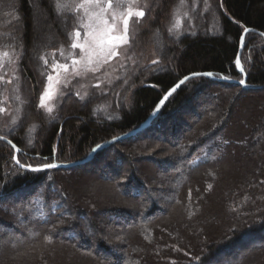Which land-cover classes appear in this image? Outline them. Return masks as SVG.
<instances>
[{"label": "trees", "instance_id": "16d2710c", "mask_svg": "<svg viewBox=\"0 0 264 264\" xmlns=\"http://www.w3.org/2000/svg\"><path fill=\"white\" fill-rule=\"evenodd\" d=\"M78 1L59 0L70 7L58 12V0H0V50L17 57L25 100L17 121H0V136L20 149V164L84 160L140 128L189 74L243 79L236 61L250 29L246 86L190 79L149 126L73 167L18 174L16 148L0 140V264H264L252 253L264 250V0H188L211 6L214 22L178 36L169 28L181 0H149L140 37L158 51L132 84L93 103L74 96L49 118L44 61L73 40ZM236 151L239 175L223 168ZM82 179L112 188L82 195Z\"/></svg>", "mask_w": 264, "mask_h": 264}, {"label": "rangeland", "instance_id": "374dc122", "mask_svg": "<svg viewBox=\"0 0 264 264\" xmlns=\"http://www.w3.org/2000/svg\"><path fill=\"white\" fill-rule=\"evenodd\" d=\"M78 2L80 4L82 0H79ZM136 3L139 8H142L145 11V13L148 11L147 8L149 6V0H136ZM210 13H211V6H200L197 3L192 5V3H190L188 0H184V3L182 5L180 2L176 7L173 13L174 16L170 28L175 23L176 17H178L181 20L180 27L172 29L174 34L177 36L183 32H186L187 30L192 31V29L198 26L205 25V21L208 23L209 26H211L214 21L212 19H209L211 18L210 16H212V14L209 15ZM78 16L80 19V26L79 28H77V30L81 31L80 39L82 41L85 31V29L83 28V24L87 22V16L85 14V11L80 8L78 11ZM144 20L145 17L139 23H137L135 18H133L129 26V43L127 45H122L121 48L118 49L120 55L114 57L111 61H108L103 65L92 66V67H99V71L96 72L85 71L81 67L80 70L84 73L83 75L77 77L72 73L73 66L71 64V60L73 58L79 59V53H80L79 49H73L71 47L75 38H73V40H69L67 46H65L64 48L60 47L59 50L52 51L49 57L45 58V60L47 61V64H45L46 74H44L45 78H44V82L42 83L41 86L42 89L40 93L44 91L46 84L49 83L47 81V75H53L54 77V80L52 81L53 96L51 99L45 100V104L47 106H52L53 110L51 113H49L47 111V108L43 107L49 118L52 116H55L57 118H59V116L61 117L60 115L61 113H59L60 107L62 106V104H64V102L71 100L70 98H73L74 96L75 98H77V96L80 97L78 102L79 104H82L83 102L93 103V101L96 99V96H105V94L106 95L112 94V91L122 80L125 81V79H127L126 86L128 85L130 86L132 84V81L134 80L133 74L137 75L138 73L137 70L141 69V67L143 66L142 64L146 62L148 55L152 51L153 52L158 51V49H156L157 45L155 44V42L154 44H152V40L150 43L148 42V44L142 42V39L140 37L141 34L140 26L145 22ZM156 39L157 38L155 37L154 40ZM5 52L8 53L7 57L3 56V53ZM65 63L69 65L68 73H65L63 69H58L56 71H53V65L65 64ZM242 67H243V63H242ZM244 73L246 75L245 71ZM21 79L22 78H20L19 61L17 60V57L14 54L9 53L8 51L0 50V118H1L0 121L3 119L5 121H12V122L18 120L22 108L24 106L23 101H25L23 99V94H21V90H22ZM238 81L240 80L238 79ZM126 105L129 104L126 102ZM105 106L107 105L104 104L103 107ZM233 114H234V118L236 120L240 119L239 121L243 124L245 123L244 120L248 118V113L245 110H243L242 107L240 108L236 107ZM234 124L236 125V122H234ZM245 127L247 128L246 124ZM259 142H261V140ZM248 152H250V149L247 148L244 149L242 154L245 155ZM15 160L18 159H16L15 157ZM239 161L240 160L238 158V151H236L235 154L225 158V162H228L229 164L226 165L224 164L223 168L224 166H227L226 167L227 170H229L230 172L237 173L240 167ZM262 161H263L262 166H264V159H262ZM51 163H55V162H51ZM58 163H66V162H58ZM168 169L172 170V168H168ZM262 170H264V168ZM239 174L240 173L238 172V175ZM82 181L84 182L81 184V189H80L82 195L90 194L96 189L98 190L99 193H102L103 190L106 191L112 188L110 184H105V183L99 184V182L97 183L95 180L92 181L88 179V181H85L82 179ZM225 224L227 225V223ZM217 228L221 232H225L226 230H228L227 226H221L219 224ZM252 253L260 258L261 261H259V263H263L262 261H264V250L263 251L254 250L252 251Z\"/></svg>", "mask_w": 264, "mask_h": 264}, {"label": "snow or ice", "instance_id": "6c2138e0", "mask_svg": "<svg viewBox=\"0 0 264 264\" xmlns=\"http://www.w3.org/2000/svg\"><path fill=\"white\" fill-rule=\"evenodd\" d=\"M183 3L184 0H181V5ZM68 7L70 6L61 4L58 0L56 5L58 12ZM77 7L83 9L87 16V22L83 24V28L85 29L83 40L81 41L80 39L81 31L76 30L74 33L75 39L71 45L73 49L80 50L79 59L73 58L71 60L73 66L72 73L79 77L84 74L80 70L81 67L85 71L96 72L99 71V67H92L93 65H103L111 61L114 57L119 56L118 49L122 45L129 43L130 22L135 18L136 22L139 23L145 17L146 13L142 8L137 6L136 0H82ZM180 25L181 20L176 17L175 23L169 28V32L171 33L173 28H178ZM7 55L8 53H3V56L7 57ZM153 63L157 62L153 61ZM236 63L239 64V59H237ZM45 64H47L46 60ZM58 69H63L65 73H68L69 65L66 63L53 65V71ZM241 71H244L243 68H241ZM204 75L212 76L213 74L205 73ZM184 79L188 80L189 77H185ZM53 80V75H47V81L49 83L46 84L44 91L40 94V107H46L49 113L52 112L53 107L47 106L45 100L51 99L53 96ZM239 83L243 85L245 81L241 79ZM171 91H175V89ZM16 163L22 170L18 174H26L28 172L37 173L45 169L57 167V165L51 163H44L35 167L30 164H20L19 160H16Z\"/></svg>", "mask_w": 264, "mask_h": 264}, {"label": "water", "instance_id": "95a60500", "mask_svg": "<svg viewBox=\"0 0 264 264\" xmlns=\"http://www.w3.org/2000/svg\"><path fill=\"white\" fill-rule=\"evenodd\" d=\"M252 30L250 29H247V31L244 32L242 38H241V46H240V52L238 54V57L237 59H239V64H237V68L238 70L244 74V81L245 83L242 85V86H246V75L244 73V71H241V68L242 67V60H241V56H242V52H243V49H244V44H245V39H246V34L247 32H250ZM193 74H197V75H193ZM193 74H189L185 77H189L188 80H185L184 78H182L181 80H179L165 95L164 97L160 100V102L158 103V105L156 106V108L154 109V111L152 112V114L150 115V117L148 118V120L138 129L136 130H133L129 133H126V134H122L118 137H115L111 140H108L106 142H103L101 144H99L98 146L99 147H95L93 148V150L91 151V153L84 159V160H81V161H77V162H70V163H58V162H55V163H51V164H54V165H57V167H54V168H68V167H73V166H77V165H82V164H85V163H88L90 161L93 160L94 158V155L99 151V150H102L104 148H107L109 146H111L112 144H114L115 142H118V141H121L123 139H126V138H129L135 134H137L138 132H140L141 130L145 129L147 126L150 125V123L159 115V113L161 112V110L163 109V107L165 106V104L168 102V100L179 90V88L185 84L186 82H188L190 79H193L195 77H199V76H206V77H211L213 79H216V80H220V81H226V82H230V83H236V84H240L238 80H235V79H228V78H224V77H215L214 75L212 76H207V75H204L205 73H193ZM183 81V83H181ZM241 85V84H240ZM172 89H175V91H171ZM171 92V94H169ZM0 140H3V141H6L8 142L9 144H11L12 146L15 145L10 139L4 137V136H0ZM16 148V159H17V154L18 152L20 151L19 148ZM95 150V151H94ZM35 167V166H34Z\"/></svg>", "mask_w": 264, "mask_h": 264}]
</instances>
